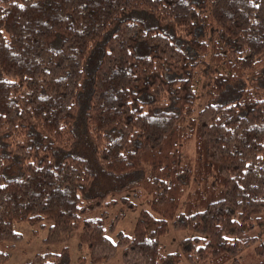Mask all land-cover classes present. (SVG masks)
<instances>
[{
	"label": "trees",
	"instance_id": "1",
	"mask_svg": "<svg viewBox=\"0 0 264 264\" xmlns=\"http://www.w3.org/2000/svg\"><path fill=\"white\" fill-rule=\"evenodd\" d=\"M263 66L264 0H0V264L17 221L48 228L20 264H71L75 230L81 262L264 264Z\"/></svg>",
	"mask_w": 264,
	"mask_h": 264
},
{
	"label": "rangeland",
	"instance_id": "2",
	"mask_svg": "<svg viewBox=\"0 0 264 264\" xmlns=\"http://www.w3.org/2000/svg\"><path fill=\"white\" fill-rule=\"evenodd\" d=\"M261 74L258 76L257 80H252V78L245 77L237 86H253L254 83H257L261 88L262 82L264 81V66L262 67ZM203 80L206 77L202 76ZM255 85V84H254ZM205 100L204 96H199L195 104V108L198 109L202 106ZM135 189H128L119 193H116V197H126L129 199L136 200V206L132 208H124L123 201L120 200L117 205L113 208L108 209L107 220L105 223L106 233L113 239L117 240L118 233L124 232L126 234H132L136 221L139 217L140 211L143 208L149 207V200L144 196H135ZM118 220L114 219L119 215ZM14 229L19 231L22 236V242H20L16 249L12 251L9 259L4 264H20L29 260L36 252L43 250L47 243L45 238L48 234V228L42 227L37 224H31L27 221H17L14 224ZM194 234L193 231L187 229H176L173 227V222L170 221L169 230L162 234L160 237V245L162 248L163 254L182 250V240ZM80 230H75L71 237L68 239L66 245L70 251L71 264H122L121 259V248L117 250L116 255L109 259L103 260L97 263H91L88 260L81 262V257H88L89 250L85 246L79 244ZM181 264H191L188 260L183 259Z\"/></svg>",
	"mask_w": 264,
	"mask_h": 264
}]
</instances>
